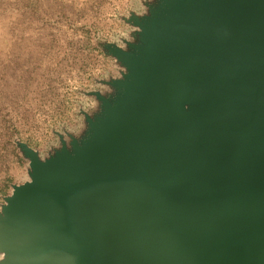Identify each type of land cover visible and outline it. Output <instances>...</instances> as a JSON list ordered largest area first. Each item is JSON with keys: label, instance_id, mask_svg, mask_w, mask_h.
Segmentation results:
<instances>
[{"label": "water", "instance_id": "95a60500", "mask_svg": "<svg viewBox=\"0 0 264 264\" xmlns=\"http://www.w3.org/2000/svg\"><path fill=\"white\" fill-rule=\"evenodd\" d=\"M142 1L80 127L16 141L0 264H264V0Z\"/></svg>", "mask_w": 264, "mask_h": 264}, {"label": "rangeland", "instance_id": "374dc122", "mask_svg": "<svg viewBox=\"0 0 264 264\" xmlns=\"http://www.w3.org/2000/svg\"><path fill=\"white\" fill-rule=\"evenodd\" d=\"M142 0H0V204L24 180L16 141L44 156L55 132L80 127L83 92L115 74L103 42L126 38L122 20L143 12Z\"/></svg>", "mask_w": 264, "mask_h": 264}]
</instances>
